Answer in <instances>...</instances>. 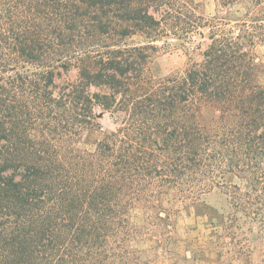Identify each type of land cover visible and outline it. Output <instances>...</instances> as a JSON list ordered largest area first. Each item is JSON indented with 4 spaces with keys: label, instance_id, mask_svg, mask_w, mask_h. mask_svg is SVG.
Returning <instances> with one entry per match:
<instances>
[{
    "label": "trees",
    "instance_id": "trees-1",
    "mask_svg": "<svg viewBox=\"0 0 264 264\" xmlns=\"http://www.w3.org/2000/svg\"><path fill=\"white\" fill-rule=\"evenodd\" d=\"M213 1L0 0V264H137L134 210L213 192L220 264H264V0Z\"/></svg>",
    "mask_w": 264,
    "mask_h": 264
},
{
    "label": "rangeland",
    "instance_id": "rangeland-1",
    "mask_svg": "<svg viewBox=\"0 0 264 264\" xmlns=\"http://www.w3.org/2000/svg\"><path fill=\"white\" fill-rule=\"evenodd\" d=\"M195 2L199 15L205 18L215 16L216 4L213 0ZM237 10L242 12L240 7L234 8L233 12ZM203 41L199 35L193 36L185 47L171 41L170 46L161 49L150 65L152 74L163 78L183 70L190 58L199 61L200 53L195 48ZM132 42H138V39H132ZM254 53L257 63L264 67V44L256 46ZM96 115L101 130L114 128L115 124L107 114L98 109ZM100 138L102 135L99 132L92 135L87 147ZM160 206L167 211L169 218L155 227L152 225L154 220L150 221L144 210L137 209L131 214L134 238L128 247L137 264H220L219 251L223 246H216L217 238L214 236L226 208L220 194H208L193 205L175 204L164 199Z\"/></svg>",
    "mask_w": 264,
    "mask_h": 264
}]
</instances>
